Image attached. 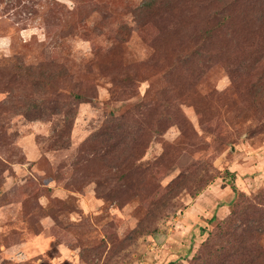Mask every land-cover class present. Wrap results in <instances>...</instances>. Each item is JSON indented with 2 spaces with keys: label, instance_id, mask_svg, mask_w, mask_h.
Instances as JSON below:
<instances>
[{
  "label": "rangeland",
  "instance_id": "1",
  "mask_svg": "<svg viewBox=\"0 0 264 264\" xmlns=\"http://www.w3.org/2000/svg\"><path fill=\"white\" fill-rule=\"evenodd\" d=\"M0 0V264H264V0Z\"/></svg>",
  "mask_w": 264,
  "mask_h": 264
},
{
  "label": "trees",
  "instance_id": "2",
  "mask_svg": "<svg viewBox=\"0 0 264 264\" xmlns=\"http://www.w3.org/2000/svg\"><path fill=\"white\" fill-rule=\"evenodd\" d=\"M153 0H150L149 2L150 3H148V2H146L147 4H146V6H151V2H152ZM152 4H153V2H152Z\"/></svg>",
  "mask_w": 264,
  "mask_h": 264
}]
</instances>
